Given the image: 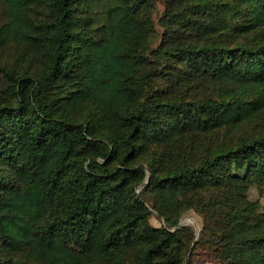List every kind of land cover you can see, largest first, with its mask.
<instances>
[{
  "label": "trees",
  "instance_id": "obj_1",
  "mask_svg": "<svg viewBox=\"0 0 264 264\" xmlns=\"http://www.w3.org/2000/svg\"><path fill=\"white\" fill-rule=\"evenodd\" d=\"M160 2L0 0V264H264V0Z\"/></svg>",
  "mask_w": 264,
  "mask_h": 264
},
{
  "label": "rangeland",
  "instance_id": "obj_2",
  "mask_svg": "<svg viewBox=\"0 0 264 264\" xmlns=\"http://www.w3.org/2000/svg\"><path fill=\"white\" fill-rule=\"evenodd\" d=\"M160 1L162 2L164 0ZM161 2L157 5L158 13H161L163 10ZM250 194L252 198L258 199L262 204H264V189L260 190L256 188V186H253L251 187ZM151 221L156 225L163 223V220L159 218L156 213L151 216ZM182 223L191 224L196 230H199L201 228V218L193 212L184 215L182 217ZM197 262H200L202 264H218L217 262L213 261L210 256L205 254H200L197 257Z\"/></svg>",
  "mask_w": 264,
  "mask_h": 264
},
{
  "label": "water",
  "instance_id": "obj_3",
  "mask_svg": "<svg viewBox=\"0 0 264 264\" xmlns=\"http://www.w3.org/2000/svg\"><path fill=\"white\" fill-rule=\"evenodd\" d=\"M179 224H183V223H182V218H181V220H180Z\"/></svg>",
  "mask_w": 264,
  "mask_h": 264
}]
</instances>
